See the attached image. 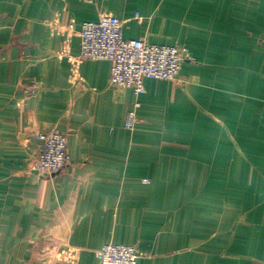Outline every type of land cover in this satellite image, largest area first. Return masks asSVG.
Wrapping results in <instances>:
<instances>
[{
	"label": "crops",
	"instance_id": "obj_1",
	"mask_svg": "<svg viewBox=\"0 0 264 264\" xmlns=\"http://www.w3.org/2000/svg\"><path fill=\"white\" fill-rule=\"evenodd\" d=\"M102 13L191 52L182 82L145 81L134 130L110 61L75 74L58 55L56 24L76 22L78 55ZM51 128L71 163L40 177ZM109 243L138 264H264V0H0V264H98Z\"/></svg>",
	"mask_w": 264,
	"mask_h": 264
},
{
	"label": "built area",
	"instance_id": "obj_2",
	"mask_svg": "<svg viewBox=\"0 0 264 264\" xmlns=\"http://www.w3.org/2000/svg\"><path fill=\"white\" fill-rule=\"evenodd\" d=\"M124 21L112 13H102L97 20L83 21L80 24V51H71L72 40L77 33L76 22L67 25L56 24L54 29L63 37L61 58H67L75 74L85 60H106L111 66V86L125 90L131 89L136 98L133 108L127 112L125 127L134 130L138 123L137 109L139 97L145 93V81L174 80L182 82L180 72L184 61L191 58L187 45H164L144 39H126L123 36ZM39 151L33 170L40 177H51L62 172L70 163L68 137L57 128L37 134ZM64 252V253H63ZM60 259L70 262L77 253L62 251ZM98 264H138L141 252L134 245L109 243L97 252Z\"/></svg>",
	"mask_w": 264,
	"mask_h": 264
}]
</instances>
